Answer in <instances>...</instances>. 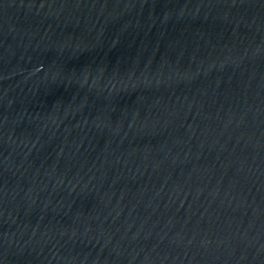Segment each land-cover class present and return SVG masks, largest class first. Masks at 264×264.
<instances>
[{"label":"water","instance_id":"95a60500","mask_svg":"<svg viewBox=\"0 0 264 264\" xmlns=\"http://www.w3.org/2000/svg\"><path fill=\"white\" fill-rule=\"evenodd\" d=\"M0 264H264V0H0Z\"/></svg>","mask_w":264,"mask_h":264}]
</instances>
